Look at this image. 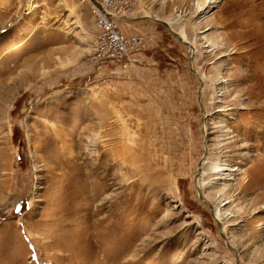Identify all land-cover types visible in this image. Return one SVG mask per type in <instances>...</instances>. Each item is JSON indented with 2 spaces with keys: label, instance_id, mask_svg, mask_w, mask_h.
I'll return each instance as SVG.
<instances>
[{
  "label": "rangeland",
  "instance_id": "1",
  "mask_svg": "<svg viewBox=\"0 0 264 264\" xmlns=\"http://www.w3.org/2000/svg\"><path fill=\"white\" fill-rule=\"evenodd\" d=\"M201 1L138 0L126 69L96 64L89 3L0 0V264H264L240 189L264 178V0ZM207 147L236 171L200 195Z\"/></svg>",
  "mask_w": 264,
  "mask_h": 264
},
{
  "label": "built area",
  "instance_id": "2",
  "mask_svg": "<svg viewBox=\"0 0 264 264\" xmlns=\"http://www.w3.org/2000/svg\"><path fill=\"white\" fill-rule=\"evenodd\" d=\"M89 3L96 17L98 35L93 43V53L98 66L114 65L121 68L134 66L136 52L143 41L138 36L125 35L118 22L126 21L138 10V0H77Z\"/></svg>",
  "mask_w": 264,
  "mask_h": 264
},
{
  "label": "bare ground",
  "instance_id": "3",
  "mask_svg": "<svg viewBox=\"0 0 264 264\" xmlns=\"http://www.w3.org/2000/svg\"><path fill=\"white\" fill-rule=\"evenodd\" d=\"M216 1L217 0H202L201 3H198L199 7H200V9H199L200 12L201 13H203V12L205 13L210 8L211 4L216 3ZM147 17L148 18H152L150 15H147ZM167 23H169V22H167ZM169 25L171 26V23H169ZM176 33H178V35L180 37L181 42L180 41L179 42L181 44H183V45H184V43L185 44L186 43L189 44L188 45V49H189V52H190V55H191V59H192L193 56H195L197 51H196L195 47L192 45V43L187 39L186 31L182 30V31L176 32ZM195 77L198 79L199 82H201L203 84V90H204V88H205V84H204L205 83V77L203 75L198 74V73L195 74ZM228 110H229V108L225 107L221 111L223 113H225V112H228ZM206 131H207V126H205L202 129L203 137L205 136ZM259 132H261V131H258V128H254V126L251 129V131H250L251 135H253L254 133H259ZM205 149H206V152L207 151L208 152L205 153L204 156L202 157L201 162L203 164H202L201 169L199 170L198 176L195 178V186L197 188V192L200 195H201V192L206 187H211L214 184L219 183V182H223V181L227 182L229 180H232L233 178H231V177L234 176V172L236 171V169L230 168L227 164H224L222 161L221 162H216V163H213V162L209 161V158H208L207 155L209 154V150L210 149L208 147L205 148ZM207 170L210 171V176H209V182L206 185V183L204 181H201L202 180L201 177H204L206 175V171ZM262 179L264 180L263 176L262 177L253 176V171L252 170L251 171H247L244 174V176H243V180L245 181V183L242 184V186L240 188L241 189V193L245 194V195H247L246 193H249V195L251 194L252 196L256 195V197L254 198L253 201H251V204H250L251 205L250 214L252 215V217L254 215H257L259 213H263L264 212V204H261L262 202H264V181H261ZM220 197H221V195H220ZM204 202L206 203L205 200H204ZM232 202L233 201L231 200L229 203H227V205L228 204H232ZM217 211L218 210H215L214 218L220 224V223L223 222V219H221V214L219 215V212H221V210H219V212H217ZM243 213H242V215H243ZM245 215H246V213H245ZM223 231H224V228H223ZM231 249L234 250L233 247H231Z\"/></svg>",
  "mask_w": 264,
  "mask_h": 264
},
{
  "label": "water",
  "instance_id": "4",
  "mask_svg": "<svg viewBox=\"0 0 264 264\" xmlns=\"http://www.w3.org/2000/svg\"><path fill=\"white\" fill-rule=\"evenodd\" d=\"M91 2H92L95 6L99 7V4H98V2H97L96 0H91ZM150 19H151V18H150ZM153 20L156 21L157 23L161 24L162 26L167 27V28L169 29V31L171 32V34H172L176 39H178V41L181 42L178 33H176V31H174V30L172 29V27L169 25V23H167L166 21H161V20H159V19H153ZM184 44H185V43H184ZM185 45L188 46L189 44L186 43ZM190 63H191V58H190ZM191 71H192V74H194V75L197 74L196 71H194L193 67H191ZM200 84H201V86H200L199 94H198V103L200 104L201 108L203 109V104L201 103V94H202V91H203V84H202L201 82H200ZM202 164H203L202 162L199 164V170L201 169Z\"/></svg>",
  "mask_w": 264,
  "mask_h": 264
}]
</instances>
